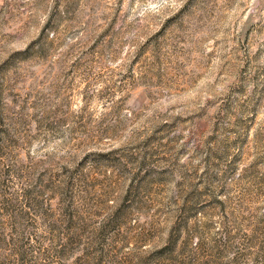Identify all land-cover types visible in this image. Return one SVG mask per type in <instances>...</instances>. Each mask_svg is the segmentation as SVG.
Segmentation results:
<instances>
[{"label": "rangeland", "instance_id": "obj_1", "mask_svg": "<svg viewBox=\"0 0 264 264\" xmlns=\"http://www.w3.org/2000/svg\"><path fill=\"white\" fill-rule=\"evenodd\" d=\"M0 264H264V0H0Z\"/></svg>", "mask_w": 264, "mask_h": 264}]
</instances>
